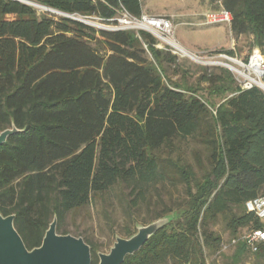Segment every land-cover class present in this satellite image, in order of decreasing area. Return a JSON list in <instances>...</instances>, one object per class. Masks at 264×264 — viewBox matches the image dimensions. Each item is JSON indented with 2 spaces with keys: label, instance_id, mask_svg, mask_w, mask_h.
<instances>
[{
  "label": "trees",
  "instance_id": "1",
  "mask_svg": "<svg viewBox=\"0 0 264 264\" xmlns=\"http://www.w3.org/2000/svg\"><path fill=\"white\" fill-rule=\"evenodd\" d=\"M31 1L106 24L145 13L144 0ZM208 1L232 14L236 40L264 53V0ZM13 125L22 131L0 146V212L15 214L28 248L55 216L61 230L69 213L119 187L131 218L160 203L157 219L181 211L123 264H208L207 251L232 247L225 264L248 254L264 264V242L252 252L241 239L264 227L245 209L264 195V90L242 88L228 68H193L144 29H99L0 0V132ZM181 186L185 198L166 203ZM220 220L232 237L225 250Z\"/></svg>",
  "mask_w": 264,
  "mask_h": 264
},
{
  "label": "rangeland",
  "instance_id": "2",
  "mask_svg": "<svg viewBox=\"0 0 264 264\" xmlns=\"http://www.w3.org/2000/svg\"><path fill=\"white\" fill-rule=\"evenodd\" d=\"M208 6L209 3L207 0H144V11L147 14L154 15L157 13L161 16H167L171 13H178L181 14V19H185L187 17L186 14L193 15L194 12H198L199 10L204 11ZM51 14L60 16L53 12H51ZM90 18L85 19L103 25L113 26V24L102 22L95 16ZM173 34L177 43L179 41L180 43L190 45L194 50L198 51L196 52V55L200 56L204 61L226 62L228 61L227 59L219 56V53L212 51L231 49L234 50V57L237 56L238 61L241 60L244 63H248L250 55L256 49H250L247 37H242L239 40H236L231 33V30L228 29L226 23L195 28L178 26L175 28ZM233 42L235 45H233ZM163 43H165V41ZM173 50L175 49L173 48ZM176 54L180 60L185 61L193 68H195V65L207 67L216 66L201 64L197 62L198 60L183 56L179 51H177ZM262 55L264 56V53H262ZM261 60V57L253 60L252 64H254V68L251 69V71L256 75L255 77L264 81V76L262 77L260 75V73L263 72V69L260 67ZM237 67L239 68L238 65ZM195 80L196 77L189 78L190 82H195ZM170 193L173 194V197ZM184 198L185 191L183 186L178 190L170 188L165 191L163 195L165 202L171 204L173 200L180 201ZM162 207L163 203H160L159 206L153 205L150 208L144 206L134 210V216L131 218L126 209V201L121 195V189L115 187L104 197L93 199L87 206L80 208L75 213H69L61 226V230L58 231L59 233L66 231L75 236L83 237L97 246L99 251L109 252L117 235L127 237L124 231L125 225L129 224L134 227L135 224L133 223V219H136L137 223L146 225L157 219L155 213ZM214 227L216 231L222 235L224 245L222 246L225 247L232 238L229 232L225 229V221L220 220ZM231 251H233V248H230L228 251L222 252L221 254H213L210 251H207L208 264H225L227 262V257L231 255ZM254 260V255L248 254L243 264H254Z\"/></svg>",
  "mask_w": 264,
  "mask_h": 264
},
{
  "label": "water",
  "instance_id": "3",
  "mask_svg": "<svg viewBox=\"0 0 264 264\" xmlns=\"http://www.w3.org/2000/svg\"><path fill=\"white\" fill-rule=\"evenodd\" d=\"M37 8L53 12L71 19L83 22L87 25L104 30H112L111 26L97 24L93 25L83 17L68 14L48 6L35 3L31 0H17ZM157 38H163L154 30H150ZM172 46L183 56L191 59L199 58L197 61L204 65H220L228 68L232 72L240 74L235 62H212L204 61L200 56L182 49L181 47L166 43ZM233 63V64H232ZM247 79V78H246ZM252 82L264 90V81L261 79H251ZM22 130L16 126L7 128L0 132V146L7 142L9 136ZM181 211H175L154 220L148 224H136V232L129 237L117 235L109 252L98 251V264H123L128 256L140 251L145 243L154 236L160 229L168 225L180 215ZM15 214L4 215L0 212V264H93L92 248L83 237L67 233L62 234L57 230L58 218L54 217L45 232L43 240L39 246L28 248L21 234L15 226Z\"/></svg>",
  "mask_w": 264,
  "mask_h": 264
},
{
  "label": "built area",
  "instance_id": "4",
  "mask_svg": "<svg viewBox=\"0 0 264 264\" xmlns=\"http://www.w3.org/2000/svg\"><path fill=\"white\" fill-rule=\"evenodd\" d=\"M231 21H232V14L225 9L208 10L204 13L205 25L227 23L230 26ZM109 23L113 24V26L111 27L115 30L144 29L149 32H151L150 30H154L163 39H167V40L170 39L176 42L173 34L175 30V26L173 20L170 18L150 16L146 13H143L140 17H137L130 14L127 11H123L117 17L110 19ZM233 45H235L234 42ZM171 48L174 53H177V50L175 48H174L175 50H173L172 46ZM219 56L227 59L228 61L235 62L239 66V68H241V70L248 72L253 77H255L256 75L248 68V66L252 64L254 59L261 57L262 60L260 67L263 69V72H261L260 75L262 77L264 76V56L262 55L261 51L258 48H256L254 52L250 55V59L248 63H244L241 60L238 61L237 56L235 57L230 56L226 53H219ZM234 73L237 75V79L241 83L242 88L247 89L255 85L250 78L246 79V77L236 72ZM245 209L248 212L254 213L256 217L264 221V195L246 201ZM241 239L246 242L247 246L252 252H257L261 244L264 242V227L250 229L249 231L245 232L242 235ZM237 241H238L237 239H233L231 241V244H236ZM227 246L228 245H225V247L223 248L227 249Z\"/></svg>",
  "mask_w": 264,
  "mask_h": 264
},
{
  "label": "crops",
  "instance_id": "5",
  "mask_svg": "<svg viewBox=\"0 0 264 264\" xmlns=\"http://www.w3.org/2000/svg\"><path fill=\"white\" fill-rule=\"evenodd\" d=\"M207 2L209 3V6H208L207 9H205L204 11H200L199 10L198 12H194L193 15L192 14H186L187 17L185 19H181L180 17H182V16H180L181 14H178V13H171V14H169L167 16H161L160 14H157V13L154 14V15H150V14H148V15H150V16H158V17L170 18V19L173 20V23H174L175 28L178 27V26L190 27V28L211 26V25H205L204 24V13L206 11H208V10L213 9L215 7V5H212L208 0H207ZM227 27H228V29H230V26L228 24H227ZM176 42H177V40H176ZM178 43L183 48H185L186 50H188V51H190V52H192L194 54H197L196 52H198V51L194 50L190 45H186V44L180 43L179 41H178ZM222 50H227V49H222ZM232 248H234V247H232Z\"/></svg>",
  "mask_w": 264,
  "mask_h": 264
},
{
  "label": "bare ground",
  "instance_id": "6",
  "mask_svg": "<svg viewBox=\"0 0 264 264\" xmlns=\"http://www.w3.org/2000/svg\"><path fill=\"white\" fill-rule=\"evenodd\" d=\"M90 19H91V18H90ZM88 21H90L91 23H93V25H95V26H96L97 24H99V23L93 22V21H91V20H88ZM162 41H163V42L165 41V43L170 42L172 45H175V46L181 47V45H180L179 43L175 42L174 40L163 39ZM181 48H182V47H181ZM182 49H183V48H182ZM194 59H195V60H198V61H201L200 59L195 58V57H194ZM232 64H233V63H232ZM260 64H261V63H260ZM236 67H237V66H236ZM248 68H249L250 70L253 69V68H254V64L248 66ZM237 69H239V68L237 67ZM239 71H240V75H242V76H244V77H246V78L259 80L257 77H253L251 74H249L248 72H246V71H244V70L239 69Z\"/></svg>",
  "mask_w": 264,
  "mask_h": 264
}]
</instances>
